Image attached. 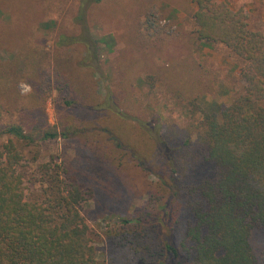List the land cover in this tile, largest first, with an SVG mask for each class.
I'll return each mask as SVG.
<instances>
[{
    "label": "trees",
    "instance_id": "1",
    "mask_svg": "<svg viewBox=\"0 0 264 264\" xmlns=\"http://www.w3.org/2000/svg\"><path fill=\"white\" fill-rule=\"evenodd\" d=\"M102 3L0 0L12 18L11 29L0 25V42L13 54L0 63V105L16 107L19 76L31 87L20 123L0 130L5 138L0 149V264H264L261 248L256 254L252 243L254 234L264 233V32L249 29L243 8L191 0L195 40L221 44L238 58L245 86L216 112L189 101L191 112L202 114L201 158L212 166V174L182 184L175 170H166L176 155L161 139L159 121L130 106L135 105L129 88L138 80L137 56L147 55L152 41L163 38L156 26L158 0ZM113 7L122 14L111 17ZM96 11L105 35L122 46L113 60V84L107 82L105 61L90 34ZM39 23L57 29L51 47L35 39ZM153 65L147 78L152 83L161 75L175 78L181 90L200 82L193 66L170 72L164 64ZM95 76L104 82V95L97 91ZM53 90L59 129L48 125L45 114ZM89 131L101 146L94 140L78 150L76 164L56 166L51 174L47 170V196L32 201L20 172L25 150L57 138L88 143ZM126 161L156 176L157 196L139 216L119 217L104 232L105 261L99 263L81 206L87 197L95 199L97 208L106 205L104 196L106 202L117 199L115 177Z\"/></svg>",
    "mask_w": 264,
    "mask_h": 264
},
{
    "label": "rangeland",
    "instance_id": "2",
    "mask_svg": "<svg viewBox=\"0 0 264 264\" xmlns=\"http://www.w3.org/2000/svg\"><path fill=\"white\" fill-rule=\"evenodd\" d=\"M217 1L227 3L233 11L243 8L249 29L264 32V0ZM110 4L111 0H103L102 5L109 6ZM157 8L159 17L156 26L159 30L164 31L163 38L161 41L160 39L152 41L153 44L149 45L150 51L147 55L138 54L137 56L138 62L133 68L138 80L133 81L129 88V91L134 94L135 105L130 106L159 121L161 139L168 147L175 149L174 154L176 155V159H173L174 163L166 170L168 172H170V168L175 170L177 180L185 184L195 176L210 177L212 174V166L203 162L201 158L205 153V148L199 141L202 114L194 115L191 112L189 101L195 100L196 104L205 112H216L218 108L229 106L234 98L244 90L245 83L240 76L242 63L221 44L212 45L195 40L192 33L194 30L192 14L196 6L191 3V0H158ZM9 9V7L0 5L1 28L11 29L12 27ZM122 12L119 8L113 7V10L110 9L108 14L113 17L121 15ZM97 15V11L93 13L90 34L97 42L99 59L102 62L105 61L103 70L107 82L113 84L115 82L113 60L122 46L121 43H115L111 35H105ZM55 29L53 24L39 23L36 25L34 37L44 46L51 47L53 34L57 32ZM173 44L176 46V50H172ZM7 49V45L0 42V63L9 62L12 59L13 54L11 55ZM107 60L110 61L109 64H106ZM153 63L157 66L164 64L165 69L170 72L173 68L179 72L186 65L193 66L196 73L200 75V82L186 85V88L181 90L179 89L180 84L175 78L170 80V84L168 77L161 75L160 78H155L152 83L147 78L151 74V70L154 69ZM95 78L98 93L104 95V82L99 79V76H95ZM15 91L20 98L16 107L0 105V130L6 125L20 123L21 106L27 104L26 98L31 93V87L19 76ZM57 96L58 93L53 90L52 96L45 102V114L48 125L59 129V113L53 102ZM65 114L66 112L63 115ZM85 133L88 143L84 139L69 141L57 138L39 142L35 147L25 150L26 159L20 167V172L25 178L29 188L27 195L32 201H42L47 196L46 180L49 177L46 174L47 170L51 174L56 166L64 167L67 164H76L78 150L87 148V145L89 147L94 140L97 145L102 144L99 139L93 136V132ZM4 142L5 138L0 136V149ZM115 178L116 185H119L117 199L106 202V196H104L102 201L106 205L103 206L99 203L97 208L95 199L87 197L86 202L81 206V212L91 228L96 259L99 263L105 261L104 232L119 222V217L135 218L139 216L151 196H157L153 191L157 182L156 176L140 170L132 162L126 161L125 168L121 173H117ZM99 212L101 213L98 216ZM252 243L255 253L261 248L259 260L264 262V233L254 234Z\"/></svg>",
    "mask_w": 264,
    "mask_h": 264
}]
</instances>
